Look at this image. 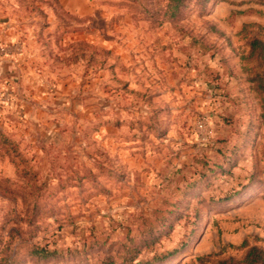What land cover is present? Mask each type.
Masks as SVG:
<instances>
[{
  "label": "rangeland",
  "instance_id": "obj_1",
  "mask_svg": "<svg viewBox=\"0 0 264 264\" xmlns=\"http://www.w3.org/2000/svg\"><path fill=\"white\" fill-rule=\"evenodd\" d=\"M166 5L0 0V264L264 250V0Z\"/></svg>",
  "mask_w": 264,
  "mask_h": 264
},
{
  "label": "trees",
  "instance_id": "obj_2",
  "mask_svg": "<svg viewBox=\"0 0 264 264\" xmlns=\"http://www.w3.org/2000/svg\"><path fill=\"white\" fill-rule=\"evenodd\" d=\"M184 1L185 0H167L166 9L170 13V16H175L179 12L180 8L183 6ZM197 2L198 5L204 7L210 2V0H197ZM257 47L261 50L262 53H264V44L253 40L251 42L252 51ZM262 118L264 123V116H262ZM32 253L37 256L43 257L44 251L43 249L34 248L32 250ZM219 264H264V250L252 247L246 252L241 261L227 259L221 261Z\"/></svg>",
  "mask_w": 264,
  "mask_h": 264
},
{
  "label": "built area",
  "instance_id": "obj_3",
  "mask_svg": "<svg viewBox=\"0 0 264 264\" xmlns=\"http://www.w3.org/2000/svg\"><path fill=\"white\" fill-rule=\"evenodd\" d=\"M196 128H197V130L200 131V132L205 131V126H204L203 123H198V124L196 125Z\"/></svg>",
  "mask_w": 264,
  "mask_h": 264
},
{
  "label": "crops",
  "instance_id": "obj_4",
  "mask_svg": "<svg viewBox=\"0 0 264 264\" xmlns=\"http://www.w3.org/2000/svg\"><path fill=\"white\" fill-rule=\"evenodd\" d=\"M13 38H14V37H9L8 39H10V40H12V41H13V40H14Z\"/></svg>",
  "mask_w": 264,
  "mask_h": 264
}]
</instances>
